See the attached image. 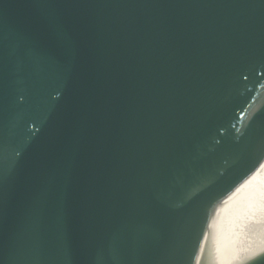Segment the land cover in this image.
Returning a JSON list of instances; mask_svg holds the SVG:
<instances>
[{"label":"water","instance_id":"1","mask_svg":"<svg viewBox=\"0 0 264 264\" xmlns=\"http://www.w3.org/2000/svg\"><path fill=\"white\" fill-rule=\"evenodd\" d=\"M263 158L264 0H0V264H264L192 263Z\"/></svg>","mask_w":264,"mask_h":264},{"label":"bare ground","instance_id":"2","mask_svg":"<svg viewBox=\"0 0 264 264\" xmlns=\"http://www.w3.org/2000/svg\"><path fill=\"white\" fill-rule=\"evenodd\" d=\"M213 204L192 263L213 256L264 225V158Z\"/></svg>","mask_w":264,"mask_h":264}]
</instances>
